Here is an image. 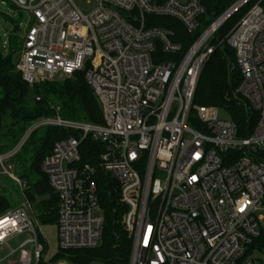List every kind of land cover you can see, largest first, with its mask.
<instances>
[{"label":"built area","instance_id":"1","mask_svg":"<svg viewBox=\"0 0 264 264\" xmlns=\"http://www.w3.org/2000/svg\"><path fill=\"white\" fill-rule=\"evenodd\" d=\"M11 1L29 18L15 65L22 80L32 87L83 72L102 111L103 125L39 119L0 155L3 174L25 190L4 164L32 134L44 128L78 134L58 141L41 165L58 198V249L101 246L105 175L127 208L130 264H261L248 251L264 233V0H241L203 31V0H91L88 14L73 0ZM251 2L225 38L241 75L236 95L257 116L252 134L241 137L232 119L194 105V96L218 31ZM150 16L174 19L198 35L184 51L174 32L148 26ZM88 139L104 148L95 165L82 162ZM27 208L0 218V246L28 233L5 259L18 253L19 264H39L45 248Z\"/></svg>","mask_w":264,"mask_h":264},{"label":"trees","instance_id":"2","mask_svg":"<svg viewBox=\"0 0 264 264\" xmlns=\"http://www.w3.org/2000/svg\"><path fill=\"white\" fill-rule=\"evenodd\" d=\"M240 1L203 0L206 14L202 18L201 31ZM253 5L254 2H251L244 6L218 31L215 38L218 47L202 71L194 96L196 106L226 110L237 125L241 137L252 134L257 123V116L250 110L246 101L236 95L241 75L236 66L235 52L225 38ZM146 19L150 27L164 28L174 32V41L180 43L184 51L198 35L188 34L185 28L174 19L152 16ZM17 30L18 27H15L9 34L7 54L0 51V155L12 151L29 126L42 118L58 115L67 121L103 125L101 108L93 91L86 83L85 73L78 72L64 81L48 82L32 87L22 80L21 75L15 70L18 52L16 51ZM38 98L41 99L40 105H37ZM77 135V133L58 128H44L34 132L21 151L12 158L17 162L20 161L23 167L30 161L27 169L23 170L19 176L16 175L27 183L25 190L19 189L21 200L12 203L6 195L0 194V218L7 214V211L16 210L26 204L42 245L45 241L40 234V229L58 224V198L49 186L46 176L41 172V165L58 141L70 136L77 137ZM103 149L99 143L92 142L90 139L85 140L81 148L82 162L97 164ZM3 191L6 192L5 189ZM99 192L105 218L101 246L83 250L58 249L49 263L42 257L39 264L58 262L130 264L132 237L123 226L127 208L120 201L118 186L114 180L104 175L100 181ZM19 205L20 207L16 208ZM248 253L259 255L261 264H264V233L253 241Z\"/></svg>","mask_w":264,"mask_h":264},{"label":"rangeland","instance_id":"3","mask_svg":"<svg viewBox=\"0 0 264 264\" xmlns=\"http://www.w3.org/2000/svg\"><path fill=\"white\" fill-rule=\"evenodd\" d=\"M74 3L86 14L90 13L95 5L91 0H73ZM28 13L21 12L17 10L11 0H0V51L3 54H7L8 52V37L9 34L12 33L15 27H18L16 38H17V49L16 51H20L22 48V40L24 39L25 31L28 27ZM16 53V58L18 55ZM30 96H33V93H30ZM219 117L222 120H230V114L224 109H220ZM30 161H28V164ZM28 164L26 166H22L21 162H17L16 160H9L6 162L5 168L9 169V172L19 176L23 170L27 169ZM30 173V172H28ZM5 189V193L4 190ZM0 194L6 195L9 200L14 203L21 200V194L19 187L12 181L8 179L6 175L3 174V169L0 167ZM20 207L16 206V208ZM14 210V209H12ZM12 210L7 211V213ZM42 236L44 238V247L45 253L43 257L46 262L49 263L51 258L58 252L57 245V226H48L41 228ZM31 238L30 234L24 233L23 235L13 237L9 240V247L0 246V260L4 259L1 264H19L18 262V253L11 256L8 259H5L8 255H10L11 251H16L19 249L20 245ZM27 250L31 249L29 245ZM9 262V263H8ZM51 264H66L65 262L51 263Z\"/></svg>","mask_w":264,"mask_h":264},{"label":"water","instance_id":"4","mask_svg":"<svg viewBox=\"0 0 264 264\" xmlns=\"http://www.w3.org/2000/svg\"><path fill=\"white\" fill-rule=\"evenodd\" d=\"M20 2H21L22 4H25V0H20ZM15 32H16V30H15ZM40 103H41V99L38 98V99H37V105H40Z\"/></svg>","mask_w":264,"mask_h":264}]
</instances>
